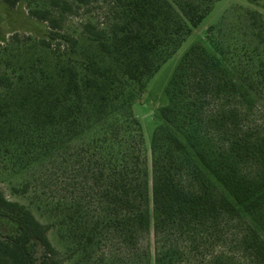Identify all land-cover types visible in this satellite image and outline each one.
<instances>
[{"label":"trees","instance_id":"16d2710c","mask_svg":"<svg viewBox=\"0 0 264 264\" xmlns=\"http://www.w3.org/2000/svg\"><path fill=\"white\" fill-rule=\"evenodd\" d=\"M3 1L15 8L26 0ZM94 1L52 0V8L30 9L32 18L49 25L41 47L54 63L39 56L16 78L0 73V153H15L28 164L72 162L80 175L70 195L56 187L51 202L43 193L53 171L60 168L66 177L64 165L42 173L33 192L29 182L13 187L15 195L33 193L44 201L51 224L0 189V264H63L49 237L52 227L73 245L71 255L91 254L103 240L136 247L153 233L149 264H198L185 260L198 253L193 228L213 225L220 216L249 220L240 242L264 263V143L248 148L243 137L220 139L236 134L253 108L264 107V57L254 49L247 50L246 56L253 53L248 60L224 50L212 55L192 45L166 88L150 167L133 105L205 14L190 2L178 10L170 0H117L121 18L110 28L87 23L84 39L62 35L59 11ZM258 31L264 32V23ZM56 40L70 42L71 49L56 48ZM20 140L25 146L17 145ZM244 161L263 163L249 175L237 163ZM233 255L223 252L200 264H237Z\"/></svg>","mask_w":264,"mask_h":264},{"label":"rangeland","instance_id":"374dc122","mask_svg":"<svg viewBox=\"0 0 264 264\" xmlns=\"http://www.w3.org/2000/svg\"><path fill=\"white\" fill-rule=\"evenodd\" d=\"M116 1L95 0L87 6H75L72 11L61 12L60 10L59 12L63 13L60 33L81 40L85 38L83 26L87 23L95 24L100 29L110 28L121 18V9ZM170 1L178 10L190 2L198 7L200 13L205 14V18L196 28H193L192 34L181 48L150 79L145 92L133 105L134 115L140 120L143 129V149L150 167L152 136L157 127L162 124L160 109L168 103L166 88L175 68L192 45L199 43L212 55H219L220 50H224L239 53L246 60L253 53L257 55V58L264 57V32L258 31V27L264 23V0ZM45 8H52V0H26L15 8L9 7L0 0V73H7L16 78L23 72L21 68L31 64L39 56L46 63H54L55 58L51 57L50 51L41 47V41L50 36L49 25L32 18L29 14L30 9ZM59 45L62 51L71 49V43L68 41L64 43L59 40L54 41L53 46L57 48ZM253 49L254 51H250L253 53L249 52L246 56L247 50ZM232 136H234L233 139L238 137L237 140L246 138L248 148L254 146L255 142L264 143V107L253 108L249 115L241 118L236 134H225L220 139L222 142H227ZM216 144L221 148V145ZM17 145L23 147L25 143L20 140ZM12 151L15 152V148H12ZM14 154L11 155L7 151L0 153V189L8 199L26 204L43 223L51 224L54 219L47 211L49 207L44 201L38 202L33 193L27 196L15 195L13 187L29 182L33 192L37 178L42 173L47 170L51 173L60 165H64L67 167L66 177L62 174L65 171L60 168L53 171L54 175L49 182L50 189L46 188L43 193L44 198L51 202L52 197L59 194L56 187L64 190L61 193L70 195L79 186V172L72 168V162H63L60 159L56 163L57 167H53L52 158H47L43 162L28 164V161ZM237 163L243 173L250 175L256 172L263 162ZM219 189L223 192L221 188ZM151 214L155 220L157 213L152 207ZM207 224L209 222L200 228H193L197 239L193 247L198 250V253L190 257L185 256V260L194 259L200 264L211 256L227 252L234 254L233 258L237 264H264L252 258L246 245L240 242L239 235L245 233L244 231L249 227V220H228L220 216L213 225ZM0 231H5L1 223ZM49 237L53 245L61 251L64 257L63 264H149L153 263L155 255L153 233L143 236L138 241V245L132 248L117 239L103 240L94 247L91 254L86 255H71L70 248L73 245L69 244L70 241L58 227L50 229Z\"/></svg>","mask_w":264,"mask_h":264}]
</instances>
